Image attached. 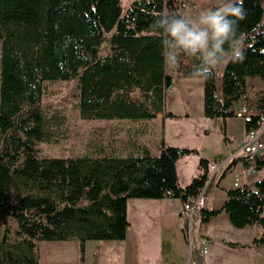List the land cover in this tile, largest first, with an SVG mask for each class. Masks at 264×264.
Instances as JSON below:
<instances>
[{
    "label": "trees",
    "instance_id": "16d2710c",
    "mask_svg": "<svg viewBox=\"0 0 264 264\" xmlns=\"http://www.w3.org/2000/svg\"><path fill=\"white\" fill-rule=\"evenodd\" d=\"M121 1L0 0V264H39V242L77 241L83 248L87 241H123L128 200H164L170 192L184 201L207 183L209 163L200 159L202 173L178 185L176 163L192 150L162 146L156 156L143 150L140 156L49 158L37 149L55 141L64 125L63 116L41 108L48 82L77 81L74 108L84 121L174 117L164 110L172 76L190 77L197 61L182 57L178 69H169L153 24L160 15L181 16L183 0H135L125 14ZM233 6L244 12L237 29L244 59L224 65L221 96L215 72L202 80L203 115L210 120L233 118L247 79H264L262 0ZM260 128L255 116L244 132ZM256 160V169L264 168V155ZM225 195L219 210L199 212L201 221L223 212L235 229L258 225L263 231L253 245L264 257V176Z\"/></svg>",
    "mask_w": 264,
    "mask_h": 264
},
{
    "label": "rangeland",
    "instance_id": "374dc122",
    "mask_svg": "<svg viewBox=\"0 0 264 264\" xmlns=\"http://www.w3.org/2000/svg\"><path fill=\"white\" fill-rule=\"evenodd\" d=\"M133 1L135 0L121 1L123 14L130 8ZM239 1L183 0L179 2L178 9L181 16L192 18L206 8H220ZM262 6L264 7V0H262ZM103 47L102 55L105 54ZM223 68L224 65H221L215 70L218 96H221L219 78ZM247 85L246 99L248 101L255 100L257 94H259L257 97L264 95V79L248 78ZM76 86V80L45 84L41 108L49 116H63L64 125L55 141L38 144L37 149L41 156L49 158L77 156L102 158L108 154L121 157L140 156L143 147L153 154L164 145L192 150L195 151L194 154L182 157L176 163L178 181L185 187L193 178L199 176L202 173L198 169L200 159L206 160L209 164L222 165L215 178L205 185L207 206L209 203L211 207L219 208L224 199V193L220 185L216 186L217 177L226 166L225 160L236 154L244 142H241L245 136L244 122L237 114L244 98L234 104L235 116L226 120L227 125L221 119H207L202 110V80L197 81L174 74L172 85L164 99V110L174 117L167 118L165 123L155 124L153 133V127L143 122L81 120L74 108L77 96ZM224 138L227 141H224ZM1 150L2 142L0 141V152ZM238 170L240 171V166L237 167ZM234 176L235 174L227 175L225 181H221V185L231 186ZM133 201H130L127 206L128 222H131L132 227L128 231L124 244L117 245L120 255L121 253L125 255V260L120 264H183L191 252L198 264H208L210 257L213 260L209 264H264L261 247L249 248L247 245L239 247L259 236L263 230L258 225L235 229L226 215L209 224L203 223L198 214L189 221L177 213L178 200H176L177 206H171L167 202L160 204L158 211L141 208ZM206 233L211 234L212 238L209 235V237L206 236ZM237 242L238 245L232 246ZM93 243H95L92 244L93 246L87 248V255L82 262L81 254L72 252H55L52 256L65 264H113L107 259L106 254L100 253V248L96 246L98 242ZM212 243L214 246H211ZM204 245L207 246L205 255L201 252ZM217 250L223 254L224 259H214Z\"/></svg>",
    "mask_w": 264,
    "mask_h": 264
},
{
    "label": "clouds",
    "instance_id": "9594fccd",
    "mask_svg": "<svg viewBox=\"0 0 264 264\" xmlns=\"http://www.w3.org/2000/svg\"><path fill=\"white\" fill-rule=\"evenodd\" d=\"M243 19L242 7L231 4L206 8L192 18L160 15L153 28L161 37L165 65L175 70L182 57L194 58L190 78L200 81L210 79L221 65L242 62L237 29Z\"/></svg>",
    "mask_w": 264,
    "mask_h": 264
},
{
    "label": "crops",
    "instance_id": "0c3cea01",
    "mask_svg": "<svg viewBox=\"0 0 264 264\" xmlns=\"http://www.w3.org/2000/svg\"><path fill=\"white\" fill-rule=\"evenodd\" d=\"M169 91V90H168ZM167 95H168V93H167ZM166 95V96H167ZM259 94H257L256 95V99L255 100H253V101H248L247 99H246V97L244 98V101L242 102V105H244L245 103H247V104H251V105H254V107H255V111L257 112L258 111V107L259 106H261V105H263L264 104V95H262L261 94V96H259V97H257ZM262 101V102H261ZM241 105V106H242ZM240 106V107H241ZM239 107V108H240ZM202 110H203V100H202ZM167 120V118H165V116L163 115V114H159V115H157V117H156V119H154V120H152V121H148V122H143V123H146L147 125H149V126H152L153 127V133H154V127H155V124H157L158 125V123L159 122H163V123H165V121ZM226 122V121H225ZM140 123V122H139ZM226 125H227V122H226ZM244 126H245V124H243ZM157 131H158V127H157ZM245 133V132H244ZM264 134V133H263ZM245 138H246V134H245V136L243 137V140L241 141V142H243V141H245ZM262 139L264 140V137H262ZM244 143V142H243ZM163 147H173V148H176V149H179V150H181V151H183V150H186V149H182V148H180V147H178V146H172V145H164ZM163 147H161V148H159L158 150H157V152H154V153H157V154H152V152H150L147 148H145V147H143L142 149L143 150H147L151 155H153V156H156V155H159L160 153H161V151H162V149H163ZM240 150L241 149H239L238 150V152L236 153V154H231V155H233L234 156V160H230L231 159V157L230 158H228L227 160H225L226 162L224 163V165H226L225 166V168H224V170H223V172L225 171V169L230 165V164H232L233 163V166H232V168L230 169V170H228V172L226 173V176L227 175H232V174H235V176H234V179H233V182L236 180V179H238L239 180V183H240V186H243V185H248V186H250V185H252L254 182H256V181H258V180H260L263 176H264V169L263 170H260V171H257L256 172V176H261L260 178H258V177H254V175L253 176H251V177H246L244 174H243V170H244V161H243V155H242V153L240 152ZM241 154V155H240ZM262 155H264V152H262ZM182 157H187V156H181L180 155V158L179 159H181ZM209 163V162H208ZM222 165H220V167H221ZM238 166H240V171L238 170L237 171V167ZM222 172V173H223ZM222 173H221V175H222ZM176 175H177V173H176ZM216 175V174H215ZM221 175L220 176H218L217 177V183H216V186L218 187L219 185L221 186V190L223 189V193H224V199L222 200V203L220 204V206H219V208L218 209H216V208H213V207H211L210 206V204L208 203V206H207V208H209V209H214V210H219L220 208H221V206L223 205V203H224V201H225V199H226V195H225V190H230V189H232L233 188V183H232V185L231 186H222L221 185V182L219 181V179H220V177H221ZM226 176H225V178H226ZM214 178H215V176H214ZM224 178V179H225ZM178 179V178H177ZM192 181V180H191ZM190 181V182H191ZM225 181V180H224ZM178 185L180 186V187H184V186H181V184L179 183V181H178ZM188 185V184H187ZM186 185V186H187ZM132 200H134L133 202H134V204H136V205H139L141 208H147V209H153L154 211H158V210H160L159 209V205L160 204H162V203H168L169 205H171V206H177V204L176 203H174V204H170L169 202H168V200L167 199H164V200H146V199H130V200H128V202H127V206L129 205V202L130 201H132ZM177 213L179 214V216L180 217H182V215L180 214V203L178 204V208H177ZM224 215H226L225 213H220L219 215H217L216 217H214V218H211L210 220H209V222H207V223H205V224H209V223H211L212 221H214V220H217V218H221L222 216H224ZM198 216H199V214H198ZM227 216V215H226ZM228 218V217H227ZM127 220H129L128 219V216H127ZM229 221V220H228ZM230 223V222H229ZM129 224H130V228L132 227V224H131V222H129ZM129 228V229H130ZM245 229V228H244ZM129 231V230H128ZM262 233V232H261ZM261 233L259 234V236H257V237H255V238H253V240L252 241H250V242H248V243H246V244H241V245H239V247L240 246H245V245H247V246H249V248L250 247H252V246H254L253 245V241L255 240V239H258L259 237H260V235H261ZM127 234H128V232H127ZM212 236L211 234H209V233H206V236ZM208 236V237H209ZM212 238V237H211ZM126 239H127V235H126ZM125 239V240H126ZM125 240H123V241H87V242H85L84 244H83V248H81V244L79 243V242H77V241H66V242H39L38 243V251H39V264H65V263H63V262H61L59 259H56V258H54L52 255H53V253H55V252H61V253H68V252H72V253H76L77 255H80L81 254V256H82V258L80 259V261L82 262L84 259H85V257H86V255H87V248H89L90 246H93L92 244H95V243H93V242H98L97 243V248H100L99 249V251H100V253H103V254H106L107 255V259H109L111 262H113V264H120L121 262L123 263V261L125 260V255L123 254V253H121V255H120V253H119V251H118V249H117V245H121V244H124L123 242H125ZM208 240H210V239H208ZM210 241H212V240H210ZM232 244V243H231ZM239 243L237 242V243H234V245L236 246V245H238ZM218 245V244H217ZM211 246H214V244L212 243L211 244ZM221 246V245H220ZM222 247V246H221ZM82 250H83V252H82ZM42 255V256H41ZM225 257H223V254H221L220 252H218V250H217V252H216V254H215V256H214V259L215 260H218V259H224ZM103 258H101V260H102ZM189 259V258H188ZM188 259L186 258L184 261H183V264H186L187 262H188ZM209 260V263H210V261L211 260H213V258H209L208 259ZM208 263V264H209ZM196 264H198L197 262H196Z\"/></svg>",
    "mask_w": 264,
    "mask_h": 264
},
{
    "label": "built area",
    "instance_id": "2783aa9c",
    "mask_svg": "<svg viewBox=\"0 0 264 264\" xmlns=\"http://www.w3.org/2000/svg\"><path fill=\"white\" fill-rule=\"evenodd\" d=\"M237 114L243 119L244 124L250 123L253 117L255 116L259 117L261 122V128L259 130H250L246 134L245 141L240 150V152L243 155V161H244L243 174L246 177H251L255 175L257 171H260L256 169L257 168L256 157L259 154H262V152L264 151V140L262 139L264 133V104L259 106L258 111L256 112L254 105L245 103L238 109ZM230 160H234V156H232ZM208 169H209V175L206 185L213 180L215 174L220 169V165L209 164ZM263 169L264 168H262L261 170ZM232 186L233 188L240 187L239 180L236 179L233 182ZM205 187L195 197H188L184 201L178 200V202L180 203V214L186 217L189 221L195 214H199V212L202 209L207 208V203L205 198ZM166 199L170 204L176 203L177 200L172 197L170 192L166 193ZM201 252L204 255L207 254L206 245L202 247ZM186 264H196V259L194 258V254L192 252L190 253L188 262Z\"/></svg>",
    "mask_w": 264,
    "mask_h": 264
},
{
    "label": "water",
    "instance_id": "95a60500",
    "mask_svg": "<svg viewBox=\"0 0 264 264\" xmlns=\"http://www.w3.org/2000/svg\"><path fill=\"white\" fill-rule=\"evenodd\" d=\"M264 152V151H263Z\"/></svg>",
    "mask_w": 264,
    "mask_h": 264
}]
</instances>
